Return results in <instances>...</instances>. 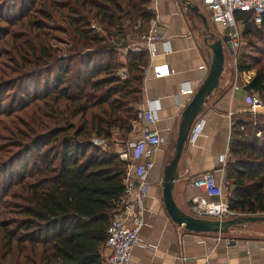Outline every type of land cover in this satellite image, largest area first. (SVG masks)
Listing matches in <instances>:
<instances>
[{
    "label": "trees",
    "instance_id": "1",
    "mask_svg": "<svg viewBox=\"0 0 264 264\" xmlns=\"http://www.w3.org/2000/svg\"><path fill=\"white\" fill-rule=\"evenodd\" d=\"M39 1L45 6L44 0L23 3L29 11ZM148 1L51 0L52 6L66 11L77 49L55 58L43 39L29 52L23 44H13L16 55L22 56L20 64L12 63L14 71H0V96L19 90L21 79L28 76L19 71L30 59L41 62L37 72L43 80L3 106L0 97V264H104L99 248L112 211L118 208L129 163L90 140H107L113 129L121 138L131 131L148 56L145 50L129 51L125 57L129 77H117L115 47L99 37L86 16L104 28L106 38L121 36L128 14L140 29L152 18L145 12ZM9 2L10 10L3 15L13 24L26 14L17 17L13 0ZM38 10L39 18L45 19V12ZM235 18L243 22V36L264 44V15L256 29L251 13L237 12ZM33 28L43 27L36 23ZM9 35L12 41L17 39ZM38 37L35 33L34 39ZM261 63L260 57L240 55L236 67L239 72L255 71L245 91L264 103ZM230 152L228 208L246 215L264 213V114L235 121Z\"/></svg>",
    "mask_w": 264,
    "mask_h": 264
},
{
    "label": "crops",
    "instance_id": "2",
    "mask_svg": "<svg viewBox=\"0 0 264 264\" xmlns=\"http://www.w3.org/2000/svg\"><path fill=\"white\" fill-rule=\"evenodd\" d=\"M188 1L199 7L208 31L202 19L186 9L179 0H154L149 7L158 16L155 33L160 39L154 44L155 55L148 62L166 63L171 72L162 78L147 75L142 82L141 98L135 106L140 109L153 108L155 122L147 124L144 120H134L131 131L124 138L120 137L122 141L117 137L120 136L117 129L111 130L110 137L105 140L106 148L110 147V143L111 146H123L125 143L130 154L131 147L146 128L158 131L164 139L162 147L151 157L154 166L146 177L148 187L142 201L143 225L138 233V242L132 248L130 264H264V221L232 228L228 234L222 235L228 242L223 240L216 244L213 241L214 233H194L175 224L163 204L164 167L174 153L181 113L193 96L182 95L181 92L187 88L196 91L205 79L210 63L211 54L204 37L212 33L215 40L224 36L231 38L235 31L240 43L244 31L241 20L235 18V29L221 27L212 22L203 0ZM253 25L254 29L260 28L259 24L253 22ZM209 28L215 32H210ZM224 53L230 59H225L219 86L194 122L193 133L184 144L173 181L175 203L182 211L195 217L194 198H204L209 202H216L218 198L208 197L191 187L192 179L202 173L212 174L222 185V199L227 200L230 189L227 165L233 161L230 152L233 126L239 117L252 114L243 101L246 97L245 86L254 77L255 71L239 72L236 57H231L229 50ZM256 136H259V132ZM144 161L143 157L131 161V177L134 166ZM246 216H264V213L246 215L235 211L236 218ZM99 253L105 261L109 249L103 244Z\"/></svg>",
    "mask_w": 264,
    "mask_h": 264
},
{
    "label": "built area",
    "instance_id": "3",
    "mask_svg": "<svg viewBox=\"0 0 264 264\" xmlns=\"http://www.w3.org/2000/svg\"><path fill=\"white\" fill-rule=\"evenodd\" d=\"M153 2L154 0H150ZM203 3L209 11L210 18L224 28L235 29V14L237 12L251 13L253 22L259 24L264 15V0H203ZM153 12L154 19L150 25L146 40L148 59L155 55L154 44L160 39L155 33V24L158 16ZM91 24L90 27L98 30V27ZM231 49L229 50L234 57L239 48V41L236 32L231 35ZM171 70L166 63L150 64L143 67V79L151 74L154 78L167 77ZM121 76L125 78L123 71ZM195 91L187 88L182 90V95H193ZM244 105L252 114L264 113V104L258 96L250 95L246 92L243 101ZM137 106V105H136ZM137 108V107H136ZM144 120L151 124L156 120V114L153 108L136 109V119ZM194 130V129H193ZM193 130L189 133L190 139ZM92 144L104 146L106 141L103 139L92 138ZM164 144L163 137L158 131L146 128L141 137L131 147L132 153L119 152V157L123 161H128V166L124 178V190L120 197L118 208L112 211L105 229L104 245L109 249L104 264H130L132 248L138 242V233L143 225L142 201L147 193L146 177L154 166L151 157ZM143 157L144 162L138 163L133 168V177L130 175L131 161ZM190 186L199 189L208 197H216L218 201L209 202L204 198L193 199V210L197 217L210 218L215 220H225L235 216V211L228 208L227 200L223 198L222 185L210 173H202L192 179ZM228 242L221 234H216L213 238L214 243L221 241Z\"/></svg>",
    "mask_w": 264,
    "mask_h": 264
},
{
    "label": "rangeland",
    "instance_id": "4",
    "mask_svg": "<svg viewBox=\"0 0 264 264\" xmlns=\"http://www.w3.org/2000/svg\"><path fill=\"white\" fill-rule=\"evenodd\" d=\"M24 1L25 0H13L12 5L15 6L13 13H16L18 11L17 17L20 13L22 14L25 13L26 15L16 19L14 23L12 21L11 23L13 24H9L4 19L6 17L3 14L10 10L11 3L9 2V0H0V29H5V31H0V71L7 70L6 73H11V71H14L11 68L12 63H19L18 62L20 59L19 57L22 56L21 53H17L16 55L13 44H18V43L23 44L22 46L24 48H27V51L29 52L28 50L29 48L34 47V45H36L38 40L43 39L44 44L45 45L47 44L49 45V47H51V52H52L51 54L55 58H61V57L68 56L69 54H71L72 51H75L77 49V45L74 44V38H72L73 36H72L71 30L69 29L67 25V21H66L67 16H66L65 10H60V8L58 9V7L54 5L53 7L52 4H50L51 0H44L45 6L42 7V1L41 3L39 1L36 5H34L28 11V9H26L27 4L23 3ZM69 1L70 0H68V2ZM150 4H151V1L149 0L146 5L145 12L152 15V18L148 21V23L146 22L147 24L146 23L143 24L142 29L136 28V25H133L134 23L131 20L133 19V17L130 14H128L126 18L123 19L122 21L123 23L122 28L123 30H126V31L124 35H121V36H115L111 34L110 37L106 38L104 28H102L101 26L98 27L95 25L96 27L99 28L98 30L94 29L95 32H97V34L99 35V37H102L103 39H105L106 44H111L113 47H115L116 54L115 56H113V59H115L116 64L118 63L120 64V66H118L115 69V72L113 73H115V75L117 77H120L121 79H125L129 77V72L126 67L127 60H125V57L129 51L134 52V51L145 50L147 53V56H149L148 51H147L146 37L149 31L150 25L152 24L153 19L155 18L153 15V12H151L149 8ZM38 8H40L41 12L43 11L45 12V15H46L45 19H41L37 15V13L39 12ZM130 10L131 9H128V11ZM11 17H15V15L8 16L7 20L11 21L14 19ZM86 17H87V21L92 24L93 17H91L90 15H87ZM36 23L41 24L43 28L41 29L38 28L37 30L33 28ZM209 31L215 32L214 29H210V28H209ZM2 32L3 33L6 32L7 35L3 34ZM10 33L17 35V39L15 41H12V38L10 39V37H8ZM35 33L39 35V37L36 39H34ZM214 39H215V36H214ZM240 40L241 41L239 43V48L237 50L236 55L234 56L236 57V62L240 55L251 54L254 57L262 58V63H264V44L263 42L257 41L254 37H250V36H242V38L240 37ZM248 41H251L252 43L251 46L248 45ZM20 46L21 45H19L18 47ZM223 48H224V52H227L228 47L225 44ZM80 52L82 53L84 52V50H81ZM14 55H16L17 57H15ZM230 56L233 57L231 54ZM226 58L230 59L229 55L228 56L225 55V59ZM92 59L94 61L96 60L94 56H92ZM40 63L38 62L34 64L33 60L30 59L29 64L25 65V68L19 71V72L22 71L26 75H28L27 78L21 79V84L18 86L19 90L15 94H12V91L14 89L13 88L7 94H3V96H0L3 99L1 106H3L13 95L17 97L18 93H22V92L30 93V91H32L28 89L31 88V86L35 82H39L40 78L43 77V75L38 76L39 72H37V70L40 69ZM19 64L17 65L19 66ZM72 64L78 67V61L73 60ZM72 71H75V70L72 69ZM121 71H123L125 78L121 76L120 74ZM41 83L43 84L42 81ZM40 87H41V84H38L37 89H39ZM0 109L2 110V108ZM117 137L118 139H120V136H117ZM120 141L122 140L120 139ZM122 143H124V141ZM94 145L100 147V145H97V144H94ZM102 148H104L106 151H110V152L113 151L115 153L128 151V146L125 143L123 144V146L120 144H118L117 146H111V143H110L109 148H106L105 145Z\"/></svg>",
    "mask_w": 264,
    "mask_h": 264
},
{
    "label": "water",
    "instance_id": "5",
    "mask_svg": "<svg viewBox=\"0 0 264 264\" xmlns=\"http://www.w3.org/2000/svg\"><path fill=\"white\" fill-rule=\"evenodd\" d=\"M183 6L193 14L197 15L208 27L203 14L199 13V7L188 0H179ZM204 43L210 51V63L207 75L202 84L195 91L188 104L181 113L177 126L174 153L170 162L165 165L162 178V199L165 210L169 218L178 226L194 233H214L226 235L230 229L254 221H264V216H246L241 218H231L225 220H215L210 218L195 217L182 211L175 203L172 195L173 181L176 177L177 164L180 159L184 144L188 140L189 133L193 130L194 122L203 110L204 105L211 98L212 93L218 88L220 76L224 69L225 53L224 44L231 49L230 37L224 36L222 39H214V34L209 33L204 37Z\"/></svg>",
    "mask_w": 264,
    "mask_h": 264
}]
</instances>
